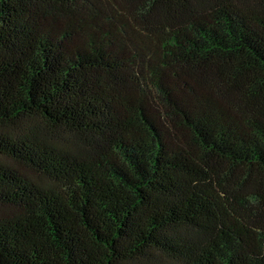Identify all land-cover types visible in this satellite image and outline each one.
<instances>
[{
  "label": "trees",
  "instance_id": "1",
  "mask_svg": "<svg viewBox=\"0 0 264 264\" xmlns=\"http://www.w3.org/2000/svg\"><path fill=\"white\" fill-rule=\"evenodd\" d=\"M0 264H264V0H0Z\"/></svg>",
  "mask_w": 264,
  "mask_h": 264
}]
</instances>
